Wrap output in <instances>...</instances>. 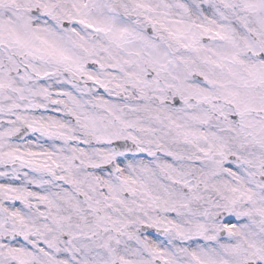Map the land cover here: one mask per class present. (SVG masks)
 I'll return each mask as SVG.
<instances>
[{"label": "snow or ice", "instance_id": "obj_1", "mask_svg": "<svg viewBox=\"0 0 264 264\" xmlns=\"http://www.w3.org/2000/svg\"><path fill=\"white\" fill-rule=\"evenodd\" d=\"M0 264H264V0H0Z\"/></svg>", "mask_w": 264, "mask_h": 264}]
</instances>
